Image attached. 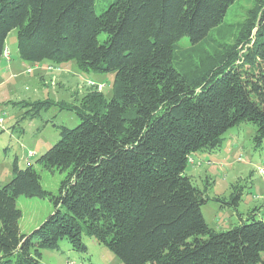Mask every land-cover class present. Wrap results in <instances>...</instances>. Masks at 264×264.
I'll return each instance as SVG.
<instances>
[{
	"label": "trees",
	"instance_id": "trees-1",
	"mask_svg": "<svg viewBox=\"0 0 264 264\" xmlns=\"http://www.w3.org/2000/svg\"><path fill=\"white\" fill-rule=\"evenodd\" d=\"M235 1L0 0V61L17 29L24 60L75 61L82 71L115 75L111 98L87 82L78 102L12 101L22 111L12 132L23 134L22 120L54 106L80 122L44 119L59 128V140L26 167L15 155L11 179L0 185V264H46L44 249L83 255L85 236L125 264H264L263 204L240 210L245 181L232 182L228 196H210L214 181L201 187L186 171L189 157L221 150L242 123L255 125L256 146L264 147V0L201 68L173 64L176 42L205 39ZM35 164L67 172L57 193ZM21 195L49 197L54 206L29 232L20 227ZM210 199L238 222L215 229L202 209Z\"/></svg>",
	"mask_w": 264,
	"mask_h": 264
},
{
	"label": "rangeland",
	"instance_id": "rangeland-1",
	"mask_svg": "<svg viewBox=\"0 0 264 264\" xmlns=\"http://www.w3.org/2000/svg\"><path fill=\"white\" fill-rule=\"evenodd\" d=\"M102 0H96L100 3ZM256 0H236L228 9L223 21L213 28L209 35L198 43H193L189 37H182L175 44L173 64L181 70L201 68V64L208 62L209 56L222 52L228 43L233 42L242 29L250 9ZM6 46L12 54V63L9 67L0 61V118H4L5 131L0 126V185L11 179L15 155L19 164L26 167L28 162L34 163L49 147L60 138V131L53 122L44 123V119L53 118L57 124L70 127L80 122L79 116L72 110H61L54 106L43 112L42 118H25L20 127L24 133L17 130L12 132V126L20 117L22 111L13 108L12 101L35 100L53 98L78 102L88 91L86 83L93 81L99 88H103L107 98L114 93V73L97 71H82L75 61L69 62L70 73L59 70L61 67L52 65L51 59L41 61L24 60L19 56L17 44V29H13L7 38ZM11 59V56L10 58ZM32 72H28V68ZM65 79L63 85L56 82L58 78ZM67 78V79H66ZM88 85V84H87ZM77 98V99H76ZM256 127L252 123H242L234 126L226 133V139L221 150L205 153L197 158H204L205 163L195 166L189 162L186 171L201 187L208 180L214 181L210 196L222 194L228 196L230 185L238 179H243L246 186L244 199L240 210L246 212L255 205L263 204L264 213V176L257 170L258 162L264 158V147L256 146L254 134ZM8 148V152L5 148ZM30 151L34 154L29 155ZM211 160V161H209ZM41 175L42 184L47 190L57 193L67 172L51 171L35 164ZM22 211L20 227L23 232H29L39 226L54 210L53 202L49 197L21 195L17 200ZM203 212L207 221L217 230H226L235 222L238 215L233 209L210 199L204 206ZM88 252L80 255L64 248V252L43 250V261L46 264H125L107 246L100 244L95 237L85 236Z\"/></svg>",
	"mask_w": 264,
	"mask_h": 264
},
{
	"label": "crops",
	"instance_id": "crops-1",
	"mask_svg": "<svg viewBox=\"0 0 264 264\" xmlns=\"http://www.w3.org/2000/svg\"><path fill=\"white\" fill-rule=\"evenodd\" d=\"M4 63L6 64L7 67H9L12 63V54H11V59L10 60H7L5 57L3 59ZM52 65H55V66H58V67H61L59 70H61L62 72L64 73H70L71 72V69L69 68L71 66V64L69 63H64V64H56L55 62L52 63ZM29 69V68H28ZM67 79V78H66ZM65 79H63L62 77L61 78H58L56 80V82H59V84L61 83V85H63V81ZM34 152V151H33ZM194 159H195V163H192L193 165H197V166H201L205 163L204 161V158H197V156H194ZM211 161V160H209ZM191 163V162H190Z\"/></svg>",
	"mask_w": 264,
	"mask_h": 264
},
{
	"label": "built area",
	"instance_id": "built-area-1",
	"mask_svg": "<svg viewBox=\"0 0 264 264\" xmlns=\"http://www.w3.org/2000/svg\"><path fill=\"white\" fill-rule=\"evenodd\" d=\"M3 56L7 59V60H10V56H11V52H10V49L8 47H6L4 49V52H3ZM28 71H32V68H29ZM89 84H94L93 81H90ZM0 122H4V118H0ZM32 154H34L33 151H30L29 155L31 156ZM189 162L191 163H195V159L193 157H189ZM28 165L31 164V162H28L27 163ZM257 170L259 172V174H262L264 176V158H262L261 162L259 163L258 162V165H257Z\"/></svg>",
	"mask_w": 264,
	"mask_h": 264
}]
</instances>
